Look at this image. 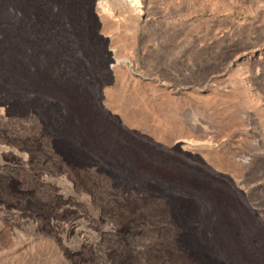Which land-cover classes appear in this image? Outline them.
<instances>
[{"label": "rangeland", "instance_id": "rangeland-1", "mask_svg": "<svg viewBox=\"0 0 264 264\" xmlns=\"http://www.w3.org/2000/svg\"><path fill=\"white\" fill-rule=\"evenodd\" d=\"M98 1L103 36L75 39V74L59 69L58 80L75 78L97 112L115 114L157 159L230 193L237 184L264 219V0ZM70 43L62 37L58 45L55 63L65 53L64 68ZM104 46L124 59L109 62L116 71L107 77ZM112 88L128 117L109 104ZM12 95L0 91V108L23 111L0 109V264H200L166 211L170 198L202 209L197 188L126 181L88 148L69 157L58 141L61 100L32 96L23 109ZM175 140L192 162L170 150Z\"/></svg>", "mask_w": 264, "mask_h": 264}, {"label": "bare ground", "instance_id": "bare-ground-1", "mask_svg": "<svg viewBox=\"0 0 264 264\" xmlns=\"http://www.w3.org/2000/svg\"><path fill=\"white\" fill-rule=\"evenodd\" d=\"M103 5L99 1L94 5L93 0H0V91L10 88L15 100H25L23 109L33 105L32 96L50 103L55 98L61 100L57 108L64 109L66 116L62 117L58 141L69 157L88 148L104 162L120 167L126 181L156 179L164 191L197 188L204 200L202 209L194 200L174 198L171 203L170 198L166 211L182 223L180 242L200 264H264V219L237 184H233V192H238L230 193L225 187L202 182L200 177L171 161L157 159L153 150L133 142V136L124 131L115 114L107 109L97 112L98 108L79 94L75 78L58 80L59 69L67 70L71 77L75 74V39L103 36L96 29L99 22L96 14ZM62 37L72 42L69 44L72 59L66 68L62 64L63 52L55 63L62 51L58 46ZM112 60L119 65L124 59L115 58L104 46L102 76L115 73L116 68L109 64ZM97 87L99 97L101 91ZM114 91V88L106 91L108 102L126 118L129 113L121 108L122 98H115ZM1 108L7 113L22 111L15 106ZM51 112L48 111V117ZM173 143L170 150L180 148L183 159L192 162L196 157L183 150L180 140ZM216 173L220 178L225 176Z\"/></svg>", "mask_w": 264, "mask_h": 264}]
</instances>
